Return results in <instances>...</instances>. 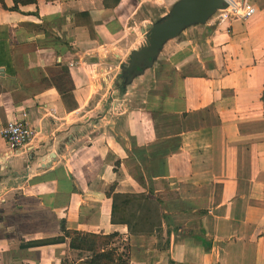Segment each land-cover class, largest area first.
Returning <instances> with one entry per match:
<instances>
[{"label": "crops", "instance_id": "obj_1", "mask_svg": "<svg viewBox=\"0 0 264 264\" xmlns=\"http://www.w3.org/2000/svg\"><path fill=\"white\" fill-rule=\"evenodd\" d=\"M121 1L0 5V130L23 113L34 130L9 157L0 133V264H59L69 251L61 221L117 232L129 264H264V0H245L253 15L201 40L163 44L162 66L189 72L161 108L125 114L116 138L109 125L88 127L107 117L101 100L113 91L96 101L102 85L89 68L90 55L121 33L113 16ZM100 29L111 36L99 41ZM158 142L169 152L143 163ZM154 180L165 186L151 190ZM111 189L157 194V238L110 222Z\"/></svg>", "mask_w": 264, "mask_h": 264}, {"label": "rangeland", "instance_id": "obj_2", "mask_svg": "<svg viewBox=\"0 0 264 264\" xmlns=\"http://www.w3.org/2000/svg\"><path fill=\"white\" fill-rule=\"evenodd\" d=\"M173 1L174 0H122L117 7L113 16L117 22L116 25H118L121 30L119 37L116 38L115 42L104 45L102 48L100 47L99 51L96 50L90 55V58L94 60V65H91L89 68L92 71V73H90L92 75L90 78L92 81L91 83L98 85V87L102 85L96 101L99 99L106 86L109 85L110 90H113L111 93L104 95L103 97L106 103L107 117L102 121L97 123L93 122V124L88 126L89 129H94L92 132L103 129L109 125L116 132V138H119L123 133V129L118 127H121V118L125 114L129 113L131 110L139 108L146 109L149 112L161 108L162 94H174L177 91L180 78L183 75H187L189 72L187 69L188 66H185L182 69L180 68L178 71L174 72L172 71L171 66L169 67V65L166 64L162 66V59H157L150 68H146L142 74L134 76L127 84L123 82L124 80L122 77H118L119 65L127 60L130 50L137 48L143 42L139 28L147 23H152L157 20L167 11ZM234 2L241 6L239 0H234ZM220 13L221 11H215V13H213L208 19L206 25H196L187 28L174 39L185 40L189 38L193 40H201L204 36L212 32V30L221 29L235 19L240 18V10H238L237 14L233 13L227 15L223 19L218 17V14ZM102 32L103 30L101 29L98 31L100 35L98 38L99 41L108 39L111 34H116L119 32V28L115 27V31L111 30V34L107 32L102 35ZM169 42H171V40L167 41V43ZM188 47L191 46L189 45L187 48ZM184 50H186L185 47L183 50L182 48L176 49L179 53ZM85 55L88 56V54ZM188 64H191V62ZM62 81L65 87H67V77H63ZM112 105H114L115 108H112ZM123 110L124 112H122ZM99 111V113H101L104 109L100 108ZM165 144L168 143L163 144V142H158L149 144L147 147L149 151L146 152V157L142 159L143 163H148V160H153L156 157L159 158L167 154L170 148ZM136 151L137 154L141 152L138 150ZM137 177L142 178L143 184L147 186L151 184L150 175L142 173L140 177ZM152 183V186H150L151 190L155 187L161 188L164 185L160 180H154ZM140 193L144 194L146 197L157 199L155 198L157 194L153 195L150 190L146 193ZM165 195H168V193ZM169 195H171L170 192ZM119 238H121L120 235ZM120 243L124 244V239L121 238ZM80 255L83 256L84 253ZM78 257L76 251H68L67 259L70 263L75 262Z\"/></svg>", "mask_w": 264, "mask_h": 264}, {"label": "trees", "instance_id": "obj_3", "mask_svg": "<svg viewBox=\"0 0 264 264\" xmlns=\"http://www.w3.org/2000/svg\"><path fill=\"white\" fill-rule=\"evenodd\" d=\"M11 10H19V6L35 3V0H11ZM0 5L4 7L3 0ZM111 189L110 222L123 224L129 234H152L155 238L160 230V214L158 201L146 197L142 193H115ZM176 228H173L175 230ZM62 234L68 239L69 250H74L79 256L75 262L70 263L67 258L60 260L59 264H129L125 243L117 232H85L66 229L60 223ZM204 249L208 247L207 241L195 236ZM84 253V255H80Z\"/></svg>", "mask_w": 264, "mask_h": 264}, {"label": "water", "instance_id": "obj_4", "mask_svg": "<svg viewBox=\"0 0 264 264\" xmlns=\"http://www.w3.org/2000/svg\"><path fill=\"white\" fill-rule=\"evenodd\" d=\"M230 3L231 0H174L157 20L139 28L143 42L129 51L127 60L119 65L118 77L127 84L152 66L163 44L191 26L206 25L215 11L227 9ZM101 101L105 103V99Z\"/></svg>", "mask_w": 264, "mask_h": 264}, {"label": "built area", "instance_id": "obj_5", "mask_svg": "<svg viewBox=\"0 0 264 264\" xmlns=\"http://www.w3.org/2000/svg\"><path fill=\"white\" fill-rule=\"evenodd\" d=\"M239 3L241 4V6L235 3L234 0H231L229 7L221 11V13L218 14V17L220 19H223L227 15L233 13L237 14L238 10H240L239 17L243 19H246L251 15H253L254 7L250 2L241 0L239 1ZM24 115L25 114L23 113L20 119H11L6 121V123L0 130V133L7 145V148L4 151L5 157H9L11 155L18 153L20 150H23L25 144L34 135L33 128L24 121L23 119Z\"/></svg>", "mask_w": 264, "mask_h": 264}]
</instances>
